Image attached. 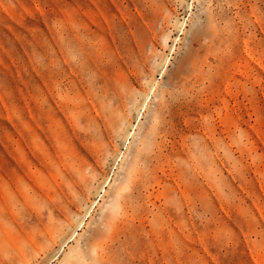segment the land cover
Segmentation results:
<instances>
[{"label":"rangeland","instance_id":"374dc122","mask_svg":"<svg viewBox=\"0 0 264 264\" xmlns=\"http://www.w3.org/2000/svg\"><path fill=\"white\" fill-rule=\"evenodd\" d=\"M0 264H264V0H0Z\"/></svg>","mask_w":264,"mask_h":264}]
</instances>
